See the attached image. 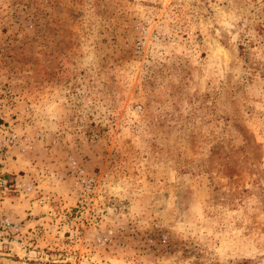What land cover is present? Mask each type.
<instances>
[{
    "label": "rangeland",
    "instance_id": "obj_1",
    "mask_svg": "<svg viewBox=\"0 0 264 264\" xmlns=\"http://www.w3.org/2000/svg\"><path fill=\"white\" fill-rule=\"evenodd\" d=\"M0 264H264V0H0Z\"/></svg>",
    "mask_w": 264,
    "mask_h": 264
}]
</instances>
